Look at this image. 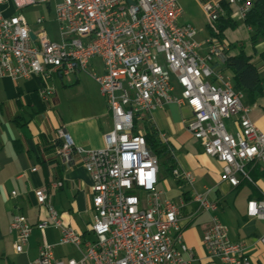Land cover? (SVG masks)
<instances>
[{
  "label": "built area",
  "instance_id": "obj_1",
  "mask_svg": "<svg viewBox=\"0 0 264 264\" xmlns=\"http://www.w3.org/2000/svg\"><path fill=\"white\" fill-rule=\"evenodd\" d=\"M17 9L50 0H0ZM210 32L202 41L198 29L179 23L181 0H63L56 6L60 41H53L45 17L34 30L21 14L0 11V80L52 73L62 76L88 72L92 67L112 115V129L104 133L102 148H85L60 130L57 154L68 164L79 163L92 178L93 221L89 237L66 225L46 188L34 190L37 206L46 216L32 223L16 213L9 230L16 234L14 249L25 252L35 230L60 231L55 245H72L80 258H58L55 245L42 243L33 264H193L195 251L186 244L180 222L181 207L159 188L160 158L149 144L145 123L171 104L187 105L184 120L204 152L222 163L221 180L233 187L251 181V164H264V132L251 118L246 93L227 73L225 60L231 43L220 20L232 9L233 18L245 20L253 0H204ZM249 31L251 30L248 28ZM35 35L32 38L31 34ZM55 89L44 84L41 99L50 102ZM169 145L165 133H158ZM33 168L32 171H36ZM173 176L193 184L189 171L176 167ZM62 187L63 181L54 183ZM194 199L212 213L203 235L207 258L222 264H253L247 246L232 241L221 221L219 202L208 194ZM17 196V192H12ZM250 216L264 219V200L248 203ZM264 245V234L258 238Z\"/></svg>",
  "mask_w": 264,
  "mask_h": 264
},
{
  "label": "crops",
  "instance_id": "obj_2",
  "mask_svg": "<svg viewBox=\"0 0 264 264\" xmlns=\"http://www.w3.org/2000/svg\"><path fill=\"white\" fill-rule=\"evenodd\" d=\"M234 46L231 54L239 52V45ZM245 51L253 56V60L260 58L251 44H245ZM91 65L96 67L95 63ZM261 65L264 66L260 64L259 68ZM57 74L52 73L46 82L39 76L0 80V264H33L42 243L55 245L58 242L60 231L49 227L34 231L25 252L17 253L14 249L16 234L9 230L13 215L22 213L32 223L46 216V211L37 206L34 196L37 188L47 189L66 225L89 237L93 221L92 178L81 164L65 163L56 153V143L61 142L59 134L64 130L78 145L102 148L104 133L112 129L113 120L100 86L89 91L83 85L86 72L67 76L58 74L64 89L57 88ZM46 83L55 89L50 102L43 101L39 95ZM76 88L81 89L79 99L73 106H64V113L57 111V106L61 108L69 100L67 91ZM245 102L251 106L252 120L264 130V112L259 108L264 106V99L250 103L246 96ZM191 114L189 106L171 104L154 112L149 123L158 133L167 135L176 151L175 168L189 171L195 178L193 184L181 183L170 172L165 186L159 187L181 207L183 238L196 253L193 264H222L219 260L207 258L203 235L211 223L212 213L202 210L194 199L195 194L205 193L208 189L211 190L209 199L219 202L218 215L228 227L230 239L246 244L253 264H264V245L258 240L264 234V219L248 214L250 201L264 200V172L257 169L254 183L242 180L237 187L222 181V163L204 152L184 122ZM35 167L37 170L32 171ZM257 167H264V164L249 166L250 171ZM159 178H163V173ZM58 180L63 181L62 187L54 186ZM12 192L18 195L14 197ZM60 247L55 245L58 258L78 259L81 256L76 247L75 251Z\"/></svg>",
  "mask_w": 264,
  "mask_h": 264
},
{
  "label": "rangeland",
  "instance_id": "obj_3",
  "mask_svg": "<svg viewBox=\"0 0 264 264\" xmlns=\"http://www.w3.org/2000/svg\"><path fill=\"white\" fill-rule=\"evenodd\" d=\"M63 0H50V4L47 3H40V4H33L30 6H26L24 8L21 9H17L13 3H10L8 5H0V11L4 12L6 15H12V14H21L24 15L27 20L29 21L31 27L34 30L38 29V26L36 24V19L38 17H45L46 22H45V28L47 29L51 39L53 41H60V35H59V27L57 22L55 21V10H56V6L57 4H59L60 2H62ZM201 1L204 0H181V5L183 7V16L181 17V23L182 24H191L193 26H195L198 31H199V36L197 37V39H199L200 41L203 40V38L205 36H208L209 32H210V27H209V19L207 14L205 13ZM235 20L237 21V26L232 29V28H228L225 30V38L227 39V41L233 45H241V44H247L250 45L249 43V39H250V32L248 30V27L246 26V24L244 23L243 20L239 19L238 17L235 18ZM264 44L259 45L258 48H262ZM92 63L96 64L97 69H99V74L101 73V68L100 67V60L98 58L93 59ZM91 70H92V65L90 66V69L88 70V72H86V75H84V77L86 79H84L83 81V85L86 86L88 88L89 91H93L95 90V86L99 85L95 79L92 77L91 75ZM261 73L264 74V66L261 65L260 67ZM58 78V89L60 88H65L64 85H62L61 81H60V77L58 76V74L56 75ZM71 77V76H70ZM54 79H56L55 77H53ZM52 78V80H53ZM67 79L69 77H66ZM73 79V78H71ZM54 81V80H53ZM65 84L68 83V81L65 79ZM72 85H67V87L71 88ZM73 86H75V82L73 84ZM67 98L69 99L68 101L66 100L62 107L60 108L59 106H57V108H55L57 111L59 112H65L64 111V106H73L74 101H77L79 99V96H81V89L76 88L74 90H70L67 91L66 93ZM91 96V95H90ZM82 99V97H81ZM49 104H47L48 106ZM46 106V109H47ZM45 107V106H44ZM49 108V106H48ZM259 108L264 112V106H259ZM53 110V109H50ZM146 125V123H145ZM262 130V129H261ZM264 132V130H262ZM170 147L172 148L171 143H169ZM173 149V148H172ZM157 150H158V155L160 158V174L163 173V178L160 179L159 181V187H164L165 183L167 180H169L170 178V172L166 170L164 162L169 160L173 155H176V151L173 149V151L170 149H168V145L167 144H163L162 142H159L158 146H157ZM64 250H68V251H75V247L71 246V245H65L60 247Z\"/></svg>",
  "mask_w": 264,
  "mask_h": 264
},
{
  "label": "trees",
  "instance_id": "obj_4",
  "mask_svg": "<svg viewBox=\"0 0 264 264\" xmlns=\"http://www.w3.org/2000/svg\"><path fill=\"white\" fill-rule=\"evenodd\" d=\"M244 23L251 29L249 42L260 58L253 60V56L245 51V44H242L239 46L237 54H228L225 60V67L231 74L235 88L245 91L248 102L255 103L264 99V74L261 73L259 68L260 64H264V45L262 48H258L259 45L264 44V0H253V7L247 13ZM219 25L223 32L228 28L234 29L237 26V21L232 16L231 8L227 7V14L221 18ZM231 45L232 48L236 47L233 44ZM145 128V136L158 154L157 146L161 142L158 137V130L153 125H150L149 122L146 123ZM56 145L59 147L61 142L57 141ZM168 149L173 151L170 145H168ZM174 158L175 156L173 155L169 160L164 162L166 170L171 173L175 168ZM257 169L264 172V167H257L251 170L250 176L252 180L246 181L255 182Z\"/></svg>",
  "mask_w": 264,
  "mask_h": 264
},
{
  "label": "water",
  "instance_id": "obj_5",
  "mask_svg": "<svg viewBox=\"0 0 264 264\" xmlns=\"http://www.w3.org/2000/svg\"><path fill=\"white\" fill-rule=\"evenodd\" d=\"M31 36H32V38H35V35L33 33L31 34Z\"/></svg>",
  "mask_w": 264,
  "mask_h": 264
}]
</instances>
